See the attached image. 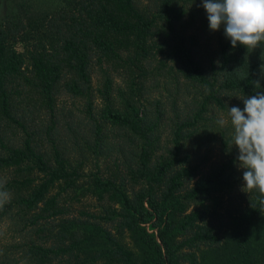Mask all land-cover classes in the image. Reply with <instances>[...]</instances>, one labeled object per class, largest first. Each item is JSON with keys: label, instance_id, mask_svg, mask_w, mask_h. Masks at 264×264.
Wrapping results in <instances>:
<instances>
[{"label": "trees", "instance_id": "obj_1", "mask_svg": "<svg viewBox=\"0 0 264 264\" xmlns=\"http://www.w3.org/2000/svg\"><path fill=\"white\" fill-rule=\"evenodd\" d=\"M12 1L0 21V123L25 135L15 144L0 134V228L13 232L7 240L1 232L0 264H264V204L244 190L228 115L264 92V42L233 47L224 32L199 55L187 30L198 16L209 23L203 0ZM93 61L104 74L98 118ZM103 63L126 69V90L113 95ZM159 76L194 88L165 146V109L146 85ZM62 91L86 99L95 146L105 130L116 134L122 168L87 171L84 155L40 147L20 117L30 101L53 117ZM54 127L52 118L47 133ZM210 137L222 158L204 169L190 146Z\"/></svg>", "mask_w": 264, "mask_h": 264}, {"label": "rangeland", "instance_id": "obj_2", "mask_svg": "<svg viewBox=\"0 0 264 264\" xmlns=\"http://www.w3.org/2000/svg\"><path fill=\"white\" fill-rule=\"evenodd\" d=\"M42 1L46 3L44 0ZM46 1L57 3V0ZM143 2L147 3L146 0H143ZM15 4L12 0H0V21L3 17L12 13ZM201 18L202 16H198L195 19V24L187 31L197 37V45L195 47H197L199 55H206L217 46L219 36L223 35L224 31H222L223 26L219 30H211L209 23L201 22ZM183 21H188L187 13L183 16ZM156 57H162L161 53H158ZM151 65H157L156 60H152ZM102 67L113 78V95H117L118 89L126 90V82L129 75L124 67L118 65L112 66L108 63H103ZM103 76L104 74L100 65L93 61L91 68V93L93 94V116L96 118H98L97 111L102 106V99L98 89L102 88ZM158 81L156 83L152 78L148 79L146 85H150V90L147 95L153 97L152 99L158 98L163 103L165 115L159 133L160 145L165 146L171 137V123L177 119L175 117L176 113L183 116L189 110L190 99L194 95V88H186L175 83L164 85L163 76H159ZM33 103V101H30V104L26 106L31 112L24 117H20V119L24 121L25 125L27 124V130L31 134L33 133V138L40 144L42 149L51 152L52 146L58 145L59 148L64 149L74 159L82 158L84 155V165L87 171L100 169L106 174L117 163L122 168L121 162L123 157L118 152L115 133L105 130V135L102 139L105 143L103 142V145L96 144L95 146L94 134L91 128L92 119L86 113V99L84 97L72 96L65 91L60 92L56 96L53 117H51L50 112L45 106H41L36 102ZM19 107V109L24 108V103L20 104ZM219 116L223 119L226 118L221 114ZM52 118L55 121L56 127H54L53 131L47 133V126L50 125ZM0 134L12 138L15 144H18L25 135L22 128L18 125L6 124L4 122L0 123ZM190 147L192 151L197 152V161L202 163L201 167L204 169L222 158L220 145L212 137L195 140ZM88 203L91 204V209H93L94 202L88 200L85 202V205ZM75 206L79 208L80 204H75ZM1 232L5 240L12 238L11 234L13 232L6 225L0 228V235Z\"/></svg>", "mask_w": 264, "mask_h": 264}, {"label": "clouds", "instance_id": "obj_3", "mask_svg": "<svg viewBox=\"0 0 264 264\" xmlns=\"http://www.w3.org/2000/svg\"><path fill=\"white\" fill-rule=\"evenodd\" d=\"M211 30L224 27L233 47L255 49L264 42V0H203ZM264 67V66H262ZM260 88L258 81L254 82ZM244 107H229L233 145L238 146V167L243 171L244 190H257L264 204V92L242 98ZM217 123L223 127L227 121ZM0 193V197H6Z\"/></svg>", "mask_w": 264, "mask_h": 264}]
</instances>
